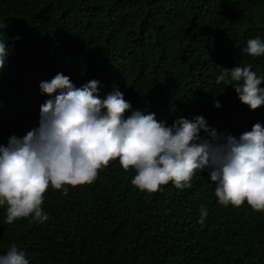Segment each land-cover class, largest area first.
<instances>
[{"label": "trees", "instance_id": "trees-1", "mask_svg": "<svg viewBox=\"0 0 264 264\" xmlns=\"http://www.w3.org/2000/svg\"><path fill=\"white\" fill-rule=\"evenodd\" d=\"M0 24L9 55L0 145L39 127L50 98L39 85L57 73L77 88L98 81L101 99L118 89L131 104L125 118L154 113L171 127L201 116L236 138L264 126V106L250 110L216 82L221 68L248 64L264 76V55L243 51L249 39L264 42V0H0ZM134 175L117 159L93 184L66 186V197L49 187L43 224H7L0 207V255L15 244L29 264H264V213L221 206L209 170L190 189L169 182L151 194L131 184Z\"/></svg>", "mask_w": 264, "mask_h": 264}, {"label": "clouds", "instance_id": "clouds-1", "mask_svg": "<svg viewBox=\"0 0 264 264\" xmlns=\"http://www.w3.org/2000/svg\"><path fill=\"white\" fill-rule=\"evenodd\" d=\"M4 27L0 24V71L9 56ZM243 51L260 57L264 42L249 39ZM221 69L217 84L233 88L250 110L264 106L260 87L264 76H258L251 64ZM98 86L92 80L77 88L63 73L40 83L42 94L50 98L40 106L39 127L0 145V207H6L5 223L23 218L45 223L50 217L42 205L49 187L66 197V186L93 184L99 172L117 159L123 171L134 170L131 184L140 192L162 191L169 182L178 190L190 189L196 172L207 169L221 206L239 209L246 202L253 212L264 213V126L256 123L236 138L218 135L201 116L194 121L180 118L171 127L157 121L154 113L135 111L125 118L131 104L123 94L116 89L101 99ZM220 106L214 102V107ZM207 215L202 208L201 224ZM0 264H29V260L13 244L0 255Z\"/></svg>", "mask_w": 264, "mask_h": 264}]
</instances>
